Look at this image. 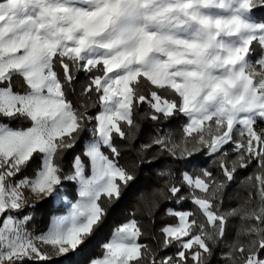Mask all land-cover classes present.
Returning <instances> with one entry per match:
<instances>
[{"label": "snow or ice", "instance_id": "1", "mask_svg": "<svg viewBox=\"0 0 264 264\" xmlns=\"http://www.w3.org/2000/svg\"><path fill=\"white\" fill-rule=\"evenodd\" d=\"M261 124L264 0H0V264H81L162 160L84 264H264Z\"/></svg>", "mask_w": 264, "mask_h": 264}, {"label": "trees", "instance_id": "2", "mask_svg": "<svg viewBox=\"0 0 264 264\" xmlns=\"http://www.w3.org/2000/svg\"><path fill=\"white\" fill-rule=\"evenodd\" d=\"M82 80H83V76H81V81ZM182 122H183V117H180L168 122L163 126L166 128L171 127L173 129H179V126ZM140 123H141V131L136 141L134 142V147H138L139 144L146 142L149 136L153 133V129L156 127V125H154L151 121L145 120V121H140ZM261 126L264 127V124H261ZM80 150H81V145H78L76 151H80ZM71 155L72 153H69L67 159H70ZM135 160H136V154L134 151H125L123 153L121 163L130 164ZM163 163L164 161L162 160L160 163L155 164L151 167L144 165L135 170L137 174L136 180L131 184L130 188L126 191L124 199L119 204L114 206V208L111 210L109 214L108 224L93 239V241L91 242V244L87 249V252L83 257H81V264H84V262L90 257H95L102 254V249L100 245L107 240V238L110 235L112 225L114 223L119 222L123 218L125 212L131 211L137 205H140L142 207V204L138 199L141 193L147 196L151 194L154 188L163 186V181L158 179L155 175L156 168L160 167L161 164ZM192 163L198 166H207L209 161L202 156H196L193 158ZM31 171L32 168L30 167L28 169V172L31 173ZM251 171H252L251 168H249L247 171H241L238 174L237 181H239L241 177L246 176ZM234 190H237V185L235 184L232 185L229 191H234ZM241 194L242 195L245 194L243 190H241ZM169 206L172 205H170L168 201L166 200L160 201V209L157 212V217H158L156 222L157 227H159L160 224L162 223V221L159 219V216L163 213L164 209ZM182 207L190 208L191 205L185 202L182 205ZM64 210L65 209L63 204L57 207L53 205L51 200L40 202L37 204L35 222L34 224L30 225V227L36 229H45L49 223L50 216L53 214H59ZM213 264H215V260L213 261Z\"/></svg>", "mask_w": 264, "mask_h": 264}, {"label": "rangeland", "instance_id": "3", "mask_svg": "<svg viewBox=\"0 0 264 264\" xmlns=\"http://www.w3.org/2000/svg\"><path fill=\"white\" fill-rule=\"evenodd\" d=\"M64 206V211L63 212H61V213H59V214H63V213H65L66 212V206L65 205H63Z\"/></svg>", "mask_w": 264, "mask_h": 264}]
</instances>
